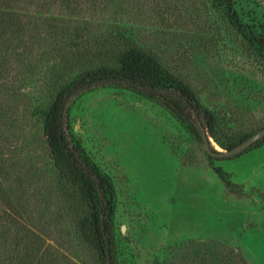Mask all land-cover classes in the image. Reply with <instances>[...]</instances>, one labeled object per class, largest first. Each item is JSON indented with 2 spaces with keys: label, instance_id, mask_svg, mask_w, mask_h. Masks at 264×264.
I'll list each match as a JSON object with an SVG mask.
<instances>
[{
  "label": "rangeland",
  "instance_id": "obj_1",
  "mask_svg": "<svg viewBox=\"0 0 264 264\" xmlns=\"http://www.w3.org/2000/svg\"><path fill=\"white\" fill-rule=\"evenodd\" d=\"M229 1L245 33L225 0H0V264H106L104 240L111 264H264V137L213 157L156 97L122 86L73 96L69 130L113 193L105 237L87 240L45 131L55 94L104 62L115 35L212 114V150L263 128L264 0Z\"/></svg>",
  "mask_w": 264,
  "mask_h": 264
},
{
  "label": "trees",
  "instance_id": "obj_2",
  "mask_svg": "<svg viewBox=\"0 0 264 264\" xmlns=\"http://www.w3.org/2000/svg\"><path fill=\"white\" fill-rule=\"evenodd\" d=\"M225 7L233 25L245 33L246 29L231 10L229 0H225ZM110 44L105 61L82 71L69 84L61 87L45 114L47 142L57 172L71 191L77 193L76 203L85 207L80 230L87 240L105 237L103 228L112 211L113 193L111 183L83 155L69 130L67 103L70 98L94 87H126L160 99L191 131L201 135V128H204L208 137L212 136L217 141L212 114L153 55L119 35H115ZM215 172L228 189L234 192L239 189L220 167H216ZM104 244L106 249L105 240Z\"/></svg>",
  "mask_w": 264,
  "mask_h": 264
},
{
  "label": "water",
  "instance_id": "obj_3",
  "mask_svg": "<svg viewBox=\"0 0 264 264\" xmlns=\"http://www.w3.org/2000/svg\"><path fill=\"white\" fill-rule=\"evenodd\" d=\"M264 137V127L260 130L256 131L254 134L246 138L243 142L239 143L238 145L232 147L231 149H228L226 151L220 152V151H214L210 147V141L208 139V136L206 134V131L204 128H201V139L203 141L205 150L207 153L213 157H232L235 155H238L242 153L243 151L247 150L249 147H251L255 142L262 139ZM105 256H106V264H111L109 259V251L108 247L106 245L105 249Z\"/></svg>",
  "mask_w": 264,
  "mask_h": 264
}]
</instances>
